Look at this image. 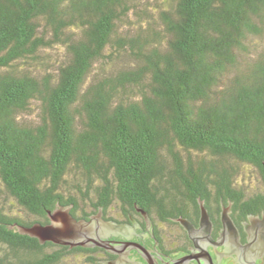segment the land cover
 I'll return each instance as SVG.
<instances>
[{"label": "trees", "instance_id": "16d2710c", "mask_svg": "<svg viewBox=\"0 0 264 264\" xmlns=\"http://www.w3.org/2000/svg\"><path fill=\"white\" fill-rule=\"evenodd\" d=\"M263 162L264 0H0V264H98L19 232L60 207L259 209Z\"/></svg>", "mask_w": 264, "mask_h": 264}, {"label": "flooded vegetation", "instance_id": "af4514ba", "mask_svg": "<svg viewBox=\"0 0 264 264\" xmlns=\"http://www.w3.org/2000/svg\"><path fill=\"white\" fill-rule=\"evenodd\" d=\"M261 180L263 185L259 184L255 190H263L264 179ZM202 201L211 221L208 234L200 224L201 208L192 212L187 210L171 220L160 219L141 207L133 212L121 208L120 215L113 219L102 214L104 220L117 224L103 234L117 247L116 250L97 245L66 246L99 247L98 264H264V251L258 253V248H264V200L259 202L261 208L253 211L245 207L233 208L232 201L226 204L223 199L215 201V209ZM224 209L232 219L234 228L225 226L222 220ZM97 214L84 219L91 220ZM180 218L189 220L196 231L190 234L179 221Z\"/></svg>", "mask_w": 264, "mask_h": 264}, {"label": "water", "instance_id": "95a60500", "mask_svg": "<svg viewBox=\"0 0 264 264\" xmlns=\"http://www.w3.org/2000/svg\"><path fill=\"white\" fill-rule=\"evenodd\" d=\"M264 166V162H263ZM201 208V226L205 228L206 234L209 233L211 227V221L209 218L208 210L204 206L202 200H200ZM101 211L97 215L92 216L91 220L84 218L77 219L70 212L69 208L60 207L53 212H49L50 221L42 224L36 222L29 227L18 226L19 232L36 237L40 242L52 241L54 243L64 245H81V246H93L97 245L104 247L108 250L117 247L109 240H106L103 236L109 229H114L117 224L111 221H106L102 218ZM222 220L226 227L234 228L232 219L228 216L227 210L222 212ZM181 224L193 234L196 229L194 225L186 218H180ZM106 237V236H105ZM264 248H258V253H263Z\"/></svg>", "mask_w": 264, "mask_h": 264}, {"label": "rangeland", "instance_id": "374dc122", "mask_svg": "<svg viewBox=\"0 0 264 264\" xmlns=\"http://www.w3.org/2000/svg\"><path fill=\"white\" fill-rule=\"evenodd\" d=\"M239 167L240 168H239V171L237 174L238 178H239V176L246 177V179H238L239 182L244 181L248 184H251L249 187L250 189H253V188H256L257 186H259V184H258L259 175L257 173V170L252 165H250V164L244 165L241 163V165ZM247 177H252L251 181ZM115 212H118V211L115 210ZM101 213H103L102 210H101ZM69 260H71L72 263H74V264H81V262H82V258L76 257V255L74 257L70 258Z\"/></svg>", "mask_w": 264, "mask_h": 264}]
</instances>
